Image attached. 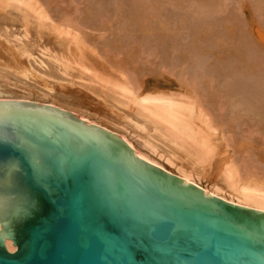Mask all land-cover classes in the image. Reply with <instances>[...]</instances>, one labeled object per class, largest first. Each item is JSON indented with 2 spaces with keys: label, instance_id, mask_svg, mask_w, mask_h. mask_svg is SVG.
<instances>
[{
  "label": "bare ground",
  "instance_id": "1",
  "mask_svg": "<svg viewBox=\"0 0 264 264\" xmlns=\"http://www.w3.org/2000/svg\"><path fill=\"white\" fill-rule=\"evenodd\" d=\"M63 1H46L47 6L54 4L52 11L60 14L63 33L53 34L40 26L41 20L48 18L42 2L0 0V80L5 84L0 100L40 103L80 115L92 125L125 137L128 147L144 162L179 180L194 183L214 198L264 213V149L253 146L248 137L237 140L233 135L243 125L246 133L255 132L257 128L248 129L255 124H260L257 131L264 134V112L243 111L248 102L242 104L241 96L236 98L234 92L232 104L228 105L232 110L227 109V116L219 98L221 85L229 86L222 78L240 83L252 72L264 80V54L255 47V40L264 41V30L259 24L255 22L256 27H252L250 23L252 28H248L235 14L226 19L186 24L191 40L180 54L182 59L173 61L171 57V62H166L172 67L179 61L184 65L174 77L159 68L149 70L150 61L141 58L143 53L130 51L123 36L94 43L89 34L71 21L70 11L59 7ZM129 1H124L127 8L122 7L126 13L135 3H145ZM65 5L69 6L68 2ZM153 8L158 11L156 5ZM93 10L82 16L88 27L95 25L92 19L88 21ZM141 17L137 21L131 19L130 25L136 28L133 32L138 30L156 39L149 48L155 47L161 55L170 26L160 23L155 14ZM260 24L264 26V19ZM97 28L106 30L102 25ZM190 51H195V55H187ZM227 54V59L221 58ZM185 63L195 67L194 71ZM248 78L250 81L253 77ZM245 82L251 93V98L247 95L248 101L264 93V85ZM160 84L176 87L164 91L159 90Z\"/></svg>",
  "mask_w": 264,
  "mask_h": 264
},
{
  "label": "water",
  "instance_id": "2",
  "mask_svg": "<svg viewBox=\"0 0 264 264\" xmlns=\"http://www.w3.org/2000/svg\"><path fill=\"white\" fill-rule=\"evenodd\" d=\"M0 264H264V213L80 116L0 100Z\"/></svg>",
  "mask_w": 264,
  "mask_h": 264
},
{
  "label": "rangeland",
  "instance_id": "3",
  "mask_svg": "<svg viewBox=\"0 0 264 264\" xmlns=\"http://www.w3.org/2000/svg\"><path fill=\"white\" fill-rule=\"evenodd\" d=\"M38 1L42 2L45 5V7L47 8V15H48V18L41 20L42 21L40 23V26H42L41 28H43L45 30L48 29L53 34L63 33L61 30L62 27L60 26L61 25V21H60L61 19L59 18L60 14L56 13L55 11H52V8H54V4L48 3V6H47L46 1L48 2V0H38ZM66 1L67 0H64L63 1L64 3L58 4L59 7L64 12L67 11V13H68V11H70L69 16H70L71 21L75 24L76 27L80 28L84 33L89 34V36L92 37V40L94 43L101 44V42H104L106 39L110 40V39H115V38H119V37L123 36L124 38L127 39V44H128L130 51L134 52L135 54L143 53L142 56L140 55L141 58H146L147 60L150 61L151 65H149V67H148L149 70L154 71V70H158L157 68H159L164 73H166L168 75H173L174 77L177 76L178 71L181 70L182 67H184V65L180 64V61H179V62H176V65L174 67H172L166 62H171L169 60V58H171V57L173 58V61H174V59H175V61H177V59L178 60L182 59L180 54L182 53V51L184 52L185 44L191 40V32H190V29L188 28V26L186 24L190 25L193 23H197L201 20L215 21L218 19H226L227 16H229L230 14H235V17L238 18L242 23H244L248 28L251 27L250 26L251 24L253 25L252 27H256L255 22H257L259 24L260 28H262L264 30V26H262L260 24L261 20L264 19V0H217V2H215V3H205L206 0H177V1L176 0H145V3L143 6L135 3L134 5H132V6H134V8L130 9V11L127 13L125 10L122 9V7L126 6V5H124V1H125V3L127 2V4H128L131 2L129 0H119V1L118 0H68L67 2L69 4V6L65 5V4H67ZM153 5L154 6L156 5L158 7L157 12L155 11V8H153ZM126 8H127V6H126ZM90 9L91 10L95 9V10H93V16H91L93 18L90 17L88 20V21H90V19H92L91 22L92 23L94 22L95 25L92 27H88V25L84 22L85 21L84 17L82 18V16L88 15L85 12L87 10H90ZM134 10H136V11H134ZM94 13H95V15H94ZM150 13L152 15L155 14V16L159 22L161 21L162 23H164L168 27L170 26L169 27L170 31H167V33H166L167 34V41H165L166 45L162 46L163 48L161 50V55H159L157 52H155V49H154L155 47L149 48L150 44H152V45L155 44L154 42L156 39H152V37L140 34L138 32V30L136 32H133V31H135L133 29V27L135 28V26L132 27L130 25L132 23L131 19H135V18L140 17V16H142L141 17L142 19H145L147 16L150 15ZM33 19H34V21L38 22V20H36V18H33ZM135 20L137 21L138 18ZM43 22H45V24H43ZM97 25L98 26L100 25V27H101V25L106 27V30H99L97 28ZM130 26H131V28H130ZM50 32H49V34H51ZM255 47L260 52H263V54H264V41H259V40L256 41L255 40ZM185 52H186V50H185ZM195 53H196L195 51H192V52L190 51L187 53V55L194 56ZM207 56L208 55H206V57ZM228 56L229 55L227 54L226 56H222L221 58L227 59ZM161 57L165 60H162ZM185 64H186V66L191 65L189 63H185ZM194 68L191 65V69H193L192 71H194ZM188 71L191 74L192 71L187 70V72ZM227 71H229V70L227 69L226 72ZM241 72H243L244 74H247V72L245 70L244 71L241 70ZM251 73H250L251 76L249 74L246 75L247 78L249 77L248 79H250V77L251 78L253 77L250 81L246 80L247 78L245 77V80L244 79L241 80L240 83H239L240 80L233 81V83H234L233 84L232 80L227 81L225 79L223 80V78H222V82L224 84L229 83V86L221 85L222 86V93H221V97H219V98L221 100L220 101L221 104L223 105V106L221 105L223 108V114H225V115L227 114V116L229 115L228 113L232 110V108H231L232 106L228 107V105L232 104V97H235V96H237L236 98L241 96L240 99H241L242 104H244L246 101V102H248V106L251 107V108H249L248 106H246L247 108L244 107L245 105H247V103H245V105H242V107H244L243 111H246L248 109L249 112H252V111L254 112L255 110H257V112L259 111V114H262V112H264V107L262 106V104L264 102V97H263L264 93L260 92V94H257L259 96H255L253 98L254 99L253 101H251V102L248 101L249 98L247 95H249V97H250L251 93L249 92V86L245 81H247L249 83L251 82V84H253V85L254 84H256L258 86L264 85L263 78H262V80H263L262 81L259 77H257V75L255 73L254 74L256 76L254 74H251ZM168 77L170 79L171 78L174 79L172 76H168ZM224 81H226V82H224ZM235 82H237L236 85H235ZM243 83H245V84H243ZM231 84H233V85L230 86ZM237 86H239V87H237ZM159 87H160L159 90H164V91L166 90L167 91V90H172L173 88L176 87V85L173 84L172 86H168V85L160 84ZM225 87L226 88L228 87L227 88L228 90H223V88L226 89ZM233 87L236 90H233L234 89ZM236 87L238 88V90ZM242 88H244V90ZM245 89H248V90H246L247 94L245 92ZM234 92L236 93V95ZM229 93H231V95ZM238 94H239V96H238ZM228 95H230V96H228ZM243 96L245 99L243 98ZM246 96H247V98H246ZM255 98H257V100ZM254 102H255V105L253 104ZM250 103H252V104H250ZM257 103H259L260 105H258ZM256 105H257V107H256ZM252 106H254V107L252 108ZM259 107L262 109L260 110ZM227 109H229L230 111L228 110V112H227ZM260 111H262V112L260 113ZM72 114H74V113H72ZM257 126L258 127H256V124H255V125H253V127L251 126L248 129L255 130L257 128V130L259 131L260 130L259 129L260 124H258ZM257 130H255V132H252V133H248V132L246 133L247 128H246V126L243 125L242 128H238V131H237V129L235 130L236 132L233 131V135L237 140L241 139L242 136L245 137L246 139L248 137V139L252 141L253 146L257 147L258 149H261V148L264 149V144H262V143H264V139H263L264 134L262 133L263 134L262 135ZM107 131H109V130H107ZM109 132L116 134V135L120 136L123 140L127 141L125 139V137H123L122 135H120L116 132H112V131H109ZM239 132H241V134ZM233 135H232V137H233ZM260 143L262 144V146H259V145H261ZM129 147H130V145H129ZM254 150L256 151V148H254ZM255 151H253V149H252L251 152H255ZM253 154H255V153H253ZM253 154H251V155L253 156ZM256 154H257V151H256ZM255 156H257V155H255ZM241 159H245V158L243 157Z\"/></svg>",
  "mask_w": 264,
  "mask_h": 264
}]
</instances>
